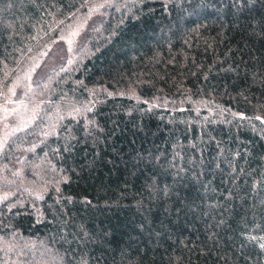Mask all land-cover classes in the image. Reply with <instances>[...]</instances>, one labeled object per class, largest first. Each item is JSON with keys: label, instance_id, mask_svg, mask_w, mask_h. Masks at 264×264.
I'll return each mask as SVG.
<instances>
[{"label": "trees", "instance_id": "trees-1", "mask_svg": "<svg viewBox=\"0 0 264 264\" xmlns=\"http://www.w3.org/2000/svg\"><path fill=\"white\" fill-rule=\"evenodd\" d=\"M0 264H264V0H0Z\"/></svg>", "mask_w": 264, "mask_h": 264}, {"label": "rangeland", "instance_id": "rangeland-1", "mask_svg": "<svg viewBox=\"0 0 264 264\" xmlns=\"http://www.w3.org/2000/svg\"><path fill=\"white\" fill-rule=\"evenodd\" d=\"M32 109L18 105L0 118V152L3 150L11 134L21 129L31 121Z\"/></svg>", "mask_w": 264, "mask_h": 264}]
</instances>
